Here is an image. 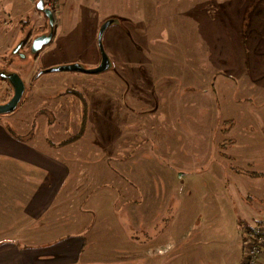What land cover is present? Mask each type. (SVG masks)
Wrapping results in <instances>:
<instances>
[{
    "label": "rangeland",
    "instance_id": "1",
    "mask_svg": "<svg viewBox=\"0 0 264 264\" xmlns=\"http://www.w3.org/2000/svg\"><path fill=\"white\" fill-rule=\"evenodd\" d=\"M215 1L221 0L213 2ZM47 2L58 7L57 36L42 50L39 58L35 59L32 53L24 49L20 50L19 54L20 42L25 37L34 38L43 31H48L51 24L36 10L33 0H0V71H4L7 66L15 67L26 82L21 104L17 107L18 110L24 106V116L18 115L12 119L11 115L17 111L14 110L0 115V118L6 119V124L23 138H28V133L33 132V142L41 150H48L53 155H60L61 152H56L58 147L47 143L48 137L52 139L53 145L62 146L67 138L61 137L62 135L69 133L73 138H77L85 128L84 138L70 143L71 145L65 148L67 154L61 155L60 159L69 165L72 173L63 192L68 195L65 199H70L69 194L78 196L77 192L81 189H88L89 192L96 186H103L86 199L85 208L91 209L93 214L90 215L92 226L85 233L83 255L117 257H103L88 264H168L172 260H175V264H193V250L203 252L210 250V247L224 250L234 241L240 242L244 253V232L238 231L242 220L235 221L230 214L235 211L242 217L256 218H250L254 221L251 222L252 225L264 221V99L251 100V105L243 106L236 102L235 107H230L229 100L220 95L223 90L222 84H219L217 89L221 90L220 94L215 93L217 108L214 112L209 106L196 110L197 123L192 124L188 106H177L173 109L179 111L176 118L181 121L177 122L178 129L176 123L173 129V117L168 116V112L172 111L171 107H160V104L154 107L155 101H158L152 100L149 108L135 110L137 114L133 116L132 124L118 123L123 128L114 132L111 125L118 120L119 114L110 105L108 82L112 76L111 69L100 73L63 69L73 63L85 69L95 68L101 63L103 53L108 59H114L116 56L123 59L128 55L127 49L131 46L128 42L134 37L128 36L121 25L115 26L111 31L107 25L112 16L125 17L127 11L134 8L136 11L143 5L145 15L167 14L168 18L182 12L185 26L180 25L188 28L190 21L185 17L190 12H200L199 8L206 5V12H213L218 17V14H221V5L209 4L208 0H135L134 7L130 3L126 4L127 0ZM122 20L121 24H124V18ZM204 27L207 29V24H204ZM206 29L203 30L209 32ZM180 30L182 31V28ZM234 31L236 30H233L231 22L228 33L236 48L238 36L232 35ZM205 37L206 35L200 32L193 35L195 54L201 59H204ZM250 38L245 37L246 46L240 48L246 49L243 68L254 76L250 73L254 72ZM188 41L190 42L189 38ZM260 46L261 44L258 48ZM236 52L240 55L238 47ZM196 62L199 72L207 69L206 60ZM51 68L57 70L46 71ZM225 71L222 72L224 76L234 78V73ZM35 73L39 75L35 82H32ZM7 86L8 84L0 80V103L12 97V89L8 86L9 90L6 91ZM93 86L98 87L94 93ZM76 92L89 94L86 95L87 108L86 102H83ZM31 93L41 100H29ZM60 94L65 95L63 103H59L62 104L60 108L65 110L64 115L59 118L62 132L51 136L49 127L52 124L45 126L46 121L41 122L39 118L38 123L35 122L37 118L34 113L43 108L47 111L49 101L60 102ZM176 101L177 99L173 101L174 104ZM119 102L128 105L124 98ZM101 110L102 112H99ZM86 111L90 115L86 116ZM92 114V120L97 123L96 128L93 125V128L86 126V120ZM129 121L130 117L128 123ZM199 123L204 126L200 127ZM55 125L58 126V123ZM128 126L133 131H129ZM124 127H128L127 132H124ZM141 129L143 131H140ZM159 131L163 136H160ZM22 132L25 133L20 135ZM132 132V138L128 140L125 136ZM192 135L193 149L184 148L191 145ZM165 139L169 143L183 146L179 149L182 155L178 158L164 156L160 149L163 150L166 144L161 146L160 141L165 142ZM232 140L236 144H233ZM141 143L143 145H140ZM131 144L133 145L130 146ZM52 147L55 150H51ZM70 148L78 149L79 152ZM68 150L73 153L69 152V155ZM130 155L136 158H127ZM114 163L118 165V170L124 173L119 172L117 176L116 171H112L109 176H103L107 168L117 166ZM130 163L134 165L135 170L126 167ZM122 166L133 171L128 173ZM99 168L102 170L100 173ZM256 171L261 174H251ZM133 172L138 174L133 177ZM77 186L79 187L76 188ZM121 186L128 189V195L134 201L133 206H139L142 214L148 215L147 219L134 220L128 213L129 208L124 200L129 198L124 199ZM73 198L74 196L71 205L82 202L80 196ZM62 199L64 198H59ZM212 203L215 208L211 210L216 211L203 212V208L208 209ZM201 215L206 218L217 217L214 221H206L211 227L208 232L200 227L204 221L199 219ZM193 221H197V224L194 225Z\"/></svg>",
    "mask_w": 264,
    "mask_h": 264
},
{
    "label": "crops",
    "instance_id": "2",
    "mask_svg": "<svg viewBox=\"0 0 264 264\" xmlns=\"http://www.w3.org/2000/svg\"><path fill=\"white\" fill-rule=\"evenodd\" d=\"M208 1L209 4H217V6L220 4L221 14L217 13V17L213 12H206L208 6H202L199 8L200 12L193 14L190 12L185 17L190 21L188 28L183 27L182 18H184V14L182 12H177L173 17L168 18H166L167 14L163 16L158 13L145 15L143 14V5L136 11L135 8L127 11L125 17L112 16V20L107 25L108 28L112 31L115 26L119 27L121 25L127 35L134 37V39H130L128 42L131 46L127 49L128 55L126 57L120 59L116 56L114 59H109L108 70L111 69L112 72L108 82L110 105L119 114L118 120H115L114 124L112 123L111 130L118 132L122 129L123 126H119L118 123L121 125L132 124L134 121L133 116L137 114L135 110L149 108L152 105V100L158 101H155L154 107H158V104H160V107H171L170 110L172 111H169V115L166 114V117H173V129L175 123L178 129L177 122L180 123L181 121L176 118L179 111L173 109V107L188 106V115L193 120L192 124L193 122L197 123L195 116H198V111L196 110L202 109V106H209L214 112L217 108L215 102H218V100L215 93L220 94L221 90L217 89L219 84H222L223 90L220 95L229 100L230 107H235L236 102L243 106L251 105V100L262 101L264 99V0ZM127 3L134 7L135 0H127ZM123 18L125 22L121 24ZM231 22L233 30H236L232 32V35L238 36L236 48H239L240 55L236 52V48L229 38L228 31ZM204 24H207V29ZM180 28H182V31ZM203 29L209 32H205ZM196 32L206 35L204 59L195 54L193 35ZM249 36L251 37L249 41L251 52L254 55L252 60L254 72L250 71V73L254 76L249 74V70H244L246 49L240 48L246 46L244 39ZM259 44L261 46L258 48ZM198 60H206L207 69L199 72L196 62ZM224 69L230 70L231 74L234 73V78L230 79L224 76L222 73L223 71L226 72ZM8 71H14L15 73L18 70L15 67L7 66L0 73H4L2 75L5 77ZM19 75L23 78L22 74ZM215 82L217 83L216 87ZM97 89V86H93V93ZM76 93L83 102H86L85 108H87L88 99L86 95L88 93ZM63 96L65 95H59L61 97L60 102L53 103V100L49 101L47 111L43 108L34 113V117L37 118L35 122L38 123L39 118L41 122L42 120L46 121L45 126L48 125L49 127L52 124L49 127L51 136L62 132L59 118L64 115L65 110L60 108L62 104L59 103H63ZM37 97L31 93L29 100H41L40 97ZM123 98L127 100L128 105L119 102ZM176 99L177 101L174 104L173 101ZM23 109L24 106L20 107L11 115V118L14 119L18 115L24 116ZM99 112H102V110ZM85 115L90 114L86 111ZM214 115H216V112ZM92 116L93 114L90 116L91 118H87L88 124L85 125L89 128H93V126L96 128L97 123L92 120ZM129 117L130 121L128 123ZM5 121L6 119L0 118V264H88L103 257L116 259V255H83L86 243L85 233L92 226L90 215L93 214L91 209L85 208L86 199L103 186H96L89 192L88 189H81L77 192L78 196L69 194L70 199H65L68 195L63 192L66 181L72 173L69 165L60 159L62 158L61 155L67 154L65 148L71 145L70 143L81 141L84 138L86 135L85 128L84 132L79 133L77 138H73V135L69 133L62 135L61 137H67L62 146L53 145L52 139L48 137L47 143L53 147H58L56 152H61L60 155H53L48 150H41L33 142L34 133L29 132L31 129H28L29 133L26 132V134H29L26 136L28 138L20 140L9 132ZM92 121H94V124ZM14 123L18 125L16 122ZM56 123H58V126L55 125ZM199 124L200 127L204 126L201 123ZM128 127H124V132H127ZM57 128L60 130H57ZM144 130L150 131L148 129ZM129 131H133L131 127H129ZM140 131H143V129ZM23 133L25 132L19 134L22 135ZM159 133L160 136H163L160 131ZM131 135H133V132L127 134V136L124 134L128 140H131ZM145 139L148 140V138ZM145 139L143 140L145 141ZM163 143L166 145L163 146V150H160L164 156L178 158L182 155L179 149L183 146L169 143L166 139L165 142L160 141L161 146ZM232 143L236 144L233 140ZM140 145H143V143ZM176 146L178 147L176 148ZM53 147L51 150H55ZM115 147L118 146L115 145ZM184 148L193 149V135L191 145ZM88 149L90 148L88 147ZM71 150L79 152L78 149ZM69 152L71 151L68 150V154ZM163 155L161 156L163 157ZM133 156L130 155L127 158H136ZM125 159L126 157L123 158V160ZM126 167L135 170L132 163L126 165ZM122 168L125 171V166H122ZM133 169H126V171L131 173ZM101 171V168H99L98 173ZM112 171H116L117 176H119V172L124 173L122 170H118V165H113V168H107V172H105L107 175L104 173L103 176H109ZM255 173L260 172L256 171ZM134 174L138 173L133 172V177ZM136 179L143 180L142 178ZM90 181L92 182L93 179ZM92 186L95 185L92 184ZM121 192L124 199L129 198L124 202L129 208L128 213L132 215V218L140 221L147 219L148 215L142 214V211L138 209L139 206L135 204L136 207L133 206L134 201L128 195V189L121 186ZM73 196V199L80 196L79 199H82V202L71 205ZM59 198L64 199L59 200ZM213 208H215L214 203L208 209L203 208V212L216 211L211 210ZM230 216L235 221L242 220L244 225L256 226L251 224L254 221L250 218L256 219L251 216L242 217L235 211ZM239 216L242 219L238 218ZM216 218L214 216L211 218L207 216L206 218L201 215L199 219L204 221H202L203 225L200 224V227L205 228L208 232L211 227L206 221L210 219L214 221ZM193 224L196 225L197 221H193ZM238 227L240 232L242 230L240 224ZM210 248V250L203 252L193 250V264H243L244 262V253L239 241H234L224 250ZM111 264H116V262ZM168 264H175V260L170 261Z\"/></svg>",
    "mask_w": 264,
    "mask_h": 264
},
{
    "label": "water",
    "instance_id": "3",
    "mask_svg": "<svg viewBox=\"0 0 264 264\" xmlns=\"http://www.w3.org/2000/svg\"><path fill=\"white\" fill-rule=\"evenodd\" d=\"M37 9L39 11H43L46 14V16L48 17L50 24L53 25V23H54L53 11L49 8H45L44 0L38 1ZM102 32H103V30H102ZM50 40H51V36H47V35L37 37L33 41L32 53L38 52L44 45L48 44L50 42ZM108 67H109V59H108L107 55L105 53H103L101 63L95 68L85 69V68L81 67L80 65L73 63V64H70V65L63 67V69L74 70V71H83L86 73H100V72H103L106 69H108ZM55 70H57V68L47 69L46 71L49 72V71H55ZM9 79L13 83L14 94L8 101H6L4 103H0V115L13 112L18 107V105L21 101V98L24 94V91H25L24 80L18 73L9 74Z\"/></svg>",
    "mask_w": 264,
    "mask_h": 264
},
{
    "label": "flooded vegetation",
    "instance_id": "4",
    "mask_svg": "<svg viewBox=\"0 0 264 264\" xmlns=\"http://www.w3.org/2000/svg\"><path fill=\"white\" fill-rule=\"evenodd\" d=\"M39 1V0H38ZM38 3V2H37ZM37 3H35V5H36V10L38 11V12H40V13H42L43 15H44V17L46 18V20H47V22L48 23H50L49 22V19H48V17L46 16V14L43 12V11H39L38 9H37ZM44 4H45V8H49V9H51L52 11H53V15H54V23H53V25H50V27H49V29H48V31H43L42 33H40L37 37H40V36H43V35H47V36H51V40H50V42L48 43V44H51L54 40H55V38H56V36H57V34L55 35V26H56V24H57V22H58V20H57V11H58V7L56 8L55 6H53L52 5V3H49L48 4V2H47V0H44ZM57 6H58V4H56ZM45 30V29H44ZM37 37H34V38H31V37H25L24 39H22L21 40V42H20V49H19V54H20V50H26L28 53H32V46H33V41L37 38ZM48 44H46V45H44L38 52H36V53H32V55L34 56V58L35 59H38L39 58V56H40V54H41V52H42V50L48 45ZM40 71V70H39ZM18 72V71H17ZM17 72H15V73H17ZM43 72V71H42ZM19 73V72H18ZM39 73V72H38ZM38 73H35L34 74V76H33V79H32V82L38 77L37 75H39ZM20 74V73H19ZM0 80H1V82L2 83H6V84H8V86L12 89V96H13V94H14V87H13V83L11 82V80L9 79V74H6V76L4 77L1 73H0ZM31 82V83H32ZM25 83V82H24ZM6 87V91L7 90H9V87ZM25 87H26V85H25ZM1 89H3V88H1Z\"/></svg>",
    "mask_w": 264,
    "mask_h": 264
},
{
    "label": "built area",
    "instance_id": "5",
    "mask_svg": "<svg viewBox=\"0 0 264 264\" xmlns=\"http://www.w3.org/2000/svg\"><path fill=\"white\" fill-rule=\"evenodd\" d=\"M243 264H264V231L246 235Z\"/></svg>",
    "mask_w": 264,
    "mask_h": 264
},
{
    "label": "trees",
    "instance_id": "6",
    "mask_svg": "<svg viewBox=\"0 0 264 264\" xmlns=\"http://www.w3.org/2000/svg\"><path fill=\"white\" fill-rule=\"evenodd\" d=\"M35 3L38 2V0H33ZM57 30H58V22L55 26V35L57 34ZM11 73H14V71H8L6 74H11ZM21 102L19 103L18 107L20 106ZM17 110V108L15 109ZM7 129L9 130V132L14 136L16 137L17 139H20V140H24L25 138L19 136L17 133H15L9 126V124L5 123ZM252 175H257V174H261V173H251ZM240 227L242 228L243 232H244V241L246 239V235L247 233L249 232H257V231H264V222H259L255 227H251V226H248V225H244L243 224V221H240Z\"/></svg>",
    "mask_w": 264,
    "mask_h": 264
}]
</instances>
